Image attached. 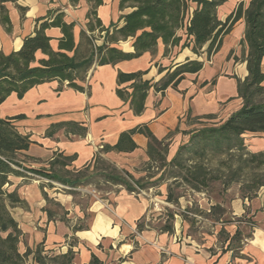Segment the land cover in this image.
Returning <instances> with one entry per match:
<instances>
[{"label":"crops","instance_id":"crops-1","mask_svg":"<svg viewBox=\"0 0 264 264\" xmlns=\"http://www.w3.org/2000/svg\"><path fill=\"white\" fill-rule=\"evenodd\" d=\"M249 1L228 0L218 9V14L222 16L219 17L220 20L225 21L240 3L247 5ZM119 2L120 0H103V5L96 9V19H100L104 27L118 23L120 16L130 11L121 12ZM19 7L25 10L21 11ZM90 8L86 0H81L76 5L69 0H19L7 3L12 28L7 32L5 27L0 26V50L4 54L18 51L24 38L33 35L38 19H53L59 13H63L66 23L75 24L74 40L79 44L82 31H87ZM245 30V21L241 19L223 37L219 51L210 57L204 52L205 49L198 56L181 46L169 47V52L165 55L166 47L159 42L155 56L145 53L137 59L119 62L114 66H94L83 83L85 87H89V93L52 81L35 86L22 99L12 94L0 105V118L24 116L13 120V124L21 134L29 135L33 142L28 150L21 152L22 158L29 160L28 168L48 169L55 157L63 155L76 156L72 168L80 170L91 165L93 169L94 160L100 155L119 171L125 169L133 176L130 169L140 160L149 159L147 137L140 133L134 134L137 149L131 153L102 154V149L96 148L114 146L121 133L146 126L158 140L171 143V161L185 140L189 110L191 118L214 115V121H225L243 104V100L238 97V80L244 81L248 76L247 64L242 60L244 47L241 45ZM46 33L52 38L53 49L57 50L58 40L62 37L61 29L50 28ZM179 34L182 35L183 32ZM119 48L127 53L134 51L130 41L120 43ZM41 56L39 53L38 57ZM187 59L202 62L203 68L197 73L184 74L176 88L170 86L164 91L151 89L145 101V110L139 115H135L130 104L125 103L116 93L119 72L147 71L143 80L158 82L169 70L173 71ZM160 69H163L162 73L159 72ZM262 70L264 72V58ZM130 84H123L121 88L129 87ZM128 91L131 92V89ZM62 122L83 125L87 128L86 136L81 137L65 129L57 130L51 136L47 135L53 124ZM22 181L24 178L11 180L10 191L8 190L17 191L28 205L25 209H12L13 217L22 231L18 245L21 254L43 243L46 252L65 254L72 249L76 254L77 264H88L92 255L104 264H264L262 228H253L252 237L245 242L241 240V245L237 247H233V242L229 246L228 240L223 243L211 238L206 239L205 243L198 241L189 233L190 225L181 216H176L172 234L163 233L151 224L152 196L145 193L146 190L136 193L117 186L115 193L107 194L111 198L106 201L111 205L97 200L87 208L94 217L91 226L74 231L72 221L56 216L49 219L45 211L47 201L39 183ZM47 196L61 204L66 218H70L72 211L76 212L77 206L70 196L58 199L49 193ZM162 200L166 201V196ZM183 201L192 205L191 201H185L181 197L179 203ZM198 204L200 209L208 213L215 205L213 200L205 197L200 198ZM246 206H250L248 200L237 197L231 215L242 216L248 209ZM145 216L151 227L138 233L137 225ZM194 217L197 220L199 218L197 215ZM199 223L200 221L197 224ZM220 223L221 226L226 225ZM233 228L237 229L235 226ZM26 264L36 263L29 256Z\"/></svg>","mask_w":264,"mask_h":264},{"label":"trees","instance_id":"trees-1","mask_svg":"<svg viewBox=\"0 0 264 264\" xmlns=\"http://www.w3.org/2000/svg\"><path fill=\"white\" fill-rule=\"evenodd\" d=\"M18 1L0 0V26L5 27L7 32L12 28L7 3ZM80 1L69 0L75 5ZM86 1L91 6L89 21L87 31L81 33L79 44L74 40L75 24L66 23L63 13H59L53 19H38L33 35L24 38L18 51L4 54L0 50V105L12 94L22 99L35 86L52 81H59L62 86L89 93V87H85L83 83L94 66H114L119 62L137 59L145 53L155 56L159 42L166 47L165 55L169 52V47L181 46L198 56L205 49L204 52L210 57L219 51L223 37L241 19H244L246 25L241 41L244 47L242 60L246 62L248 70L245 80H238V97L243 100V104L225 121L218 123L214 121V115L191 118L189 110L187 120L194 119L201 126L186 133L189 134L188 142L179 146L169 162L166 161L168 148L165 141L158 140L146 126L125 131L120 134L114 146L106 145L102 148V154L131 153L137 149L133 135L143 134L149 140V161L161 162L158 169L162 173L151 183L145 182L144 178L135 179L126 171H119L100 155L95 158L93 169L89 165L75 172L78 175L76 177L70 176L73 173L68 169L76 156L58 155L49 163L48 169L28 168L20 157L21 152L28 150L33 142L29 135L21 134L13 124V120L22 119L24 116L0 118V264H26L29 256H32L36 264H77L76 254L72 249L65 254L46 252L41 243L35 249H27L24 254L19 252L22 231L13 217L12 209L28 205L17 191L9 192L6 189L7 185H11V176L28 178V173H31L74 188L89 185L93 178H101L107 185L122 186L127 191L136 193L148 190L164 180L173 179L168 188L166 202L176 207L180 206L179 199L184 195L176 194L172 186L181 184L192 192L203 193L209 197L215 193L222 194L233 184H238L243 193L242 198L247 200L252 199V194L257 196L258 191L264 188V152L251 153L245 144V135H264V0H250L247 5L240 3L225 21L220 20L218 9L228 0H120L119 10L130 11L121 15L118 23L109 27H104L101 20L96 19V9L103 5V0ZM19 9L25 10L23 7ZM50 28H60L62 32L57 50L53 49L52 38L46 33ZM96 32L102 40L100 45L95 43ZM180 32L183 34L180 35ZM128 41L134 50L132 53L119 48L120 43ZM39 53L41 57H38ZM202 68V62L187 59L173 71L169 70L158 82L143 80L147 71L119 72L116 93L125 103L130 104L135 115H139L145 110V101L151 89L164 91L170 86L176 88L184 74L197 73ZM159 72L162 73L163 69ZM126 83L131 84L121 88ZM60 129L81 137L87 134V128L79 123L62 122L53 124L47 135L51 136ZM152 177L147 176L149 179ZM43 193L47 203L50 202L51 199L45 191ZM209 199L216 202L209 213L199 207L187 208L186 212L180 213L166 209V224L157 229L172 234L176 215L181 216L190 225V229L198 223L196 217H190V214L205 216L214 223H225L224 207L214 197ZM45 211L49 219L56 216L49 208ZM146 219L145 216L139 221L138 233L151 227ZM78 230L83 228L74 227V231ZM251 237L250 234L247 238ZM227 240L230 241L229 246L232 242L241 241L240 231L237 230L231 239L228 235L225 241ZM88 264L104 262L92 255Z\"/></svg>","mask_w":264,"mask_h":264},{"label":"rangeland","instance_id":"rangeland-1","mask_svg":"<svg viewBox=\"0 0 264 264\" xmlns=\"http://www.w3.org/2000/svg\"><path fill=\"white\" fill-rule=\"evenodd\" d=\"M221 18V14H218ZM95 35L97 36L95 38L96 45H100L102 43V40L99 39L98 33L96 32ZM189 123V126H187V130L185 132V140H183V143H187L189 140V134H186L194 129H198L201 125L196 123V120L191 119L187 120ZM218 123V121H215ZM181 144V145H182ZM245 144L247 146V150L251 153H259L264 152V135L259 134H249L247 137H245ZM166 147L168 148V152L166 154V161L169 162L171 159V143L165 142ZM20 159L24 162V166L28 167L30 164H28L29 160L26 158L20 157ZM107 161V160H106ZM31 162V161H30ZM109 162V161H107ZM110 163V162H109ZM113 165V164H112ZM161 165V162H150L149 159L147 161H141L137 162L135 167L131 168L130 171H132V174L135 178H144L145 182L151 183L153 181H156V179L161 175L162 170H159V166ZM72 171L73 174L70 176L76 177V173L80 170H77L75 168H72V166L68 167ZM121 170V169H120ZM122 171H127L123 169ZM128 172V171H127ZM78 176V175H77ZM147 176H153L151 179L147 178ZM15 176H11V180H16ZM141 179V178H140ZM37 182L40 184L41 190L48 195V193L53 197H61L64 198L65 196H70L73 199V203L77 206L75 211H72L70 213V218H66V213L64 208L61 206L59 202H56L54 200H51L47 203V208L51 209L57 218H65L68 221H72L74 226L76 228H89L93 222V214L87 209L94 201L101 200L104 201L105 204L111 205V203H107V199H110L111 196H108L107 194L115 193L118 190V187L115 188L111 185H107L104 183V181L101 178H93L92 182L89 185H81L79 187H71L69 185H65L61 182H51V180L47 178H43L41 176L37 175H31L29 173L28 178H24L25 183H33ZM173 179L164 180L162 183L156 184L154 187L146 190L148 195L152 196L153 199V211L150 214L151 224L155 228L163 227L166 224L167 221V212L166 209L175 210L177 213L180 212H186L187 208H196L200 207L198 204V201L200 198H215L216 201L221 203V205L224 207L226 214L224 216L225 224L224 226H221L222 223H216L214 225V222L210 218H206L205 216H198V221H200L199 224H196V226L189 230V233L195 237L198 241H201L205 243L206 239H216L218 243H223L225 239L230 236L235 235L236 231L239 230L240 234L242 236V241L249 240L248 235H252L253 228L258 227L262 228L264 230V188L260 189L258 191L257 196H254L252 194V199L248 200V203H250V206H246L245 214L242 216H232L231 211L233 209V203L237 199V197L242 198L243 193L240 191V187L238 184H233L226 192H223L222 194H212V197H209L203 193H195L190 191L186 186H172L174 189V192L178 195H184L185 201H191L192 205H188L184 201L180 203L179 207L174 206L173 204H168L166 201L162 200L164 196H167L168 188L172 184ZM52 185L53 187H51ZM43 186H45L43 188ZM6 189H10L9 185L6 186ZM10 191V190H9ZM70 192H74L75 194H70ZM203 195V196H201ZM165 202L166 204H162L160 202ZM247 202V201H245ZM214 203H216L214 201ZM184 206L185 208H183ZM28 207V206H27ZM27 207H23L24 209ZM111 207V206H109ZM253 212H259V215H253ZM208 213V212H206ZM179 216V215H176ZM175 216V220L177 217ZM190 217H194L192 214H190ZM175 223V221H174ZM254 223V227L253 226ZM226 226V227H225ZM235 226L237 229L235 230L233 228ZM223 227V228H221ZM225 232H222L223 230ZM240 244V241L233 242V247H237ZM236 253V251H235Z\"/></svg>","mask_w":264,"mask_h":264},{"label":"built area","instance_id":"built-area-1","mask_svg":"<svg viewBox=\"0 0 264 264\" xmlns=\"http://www.w3.org/2000/svg\"><path fill=\"white\" fill-rule=\"evenodd\" d=\"M100 149H102V147H97V148H96V150H100Z\"/></svg>","mask_w":264,"mask_h":264}]
</instances>
